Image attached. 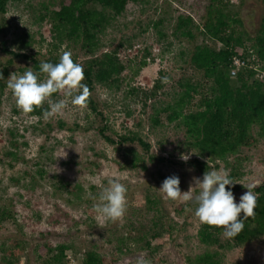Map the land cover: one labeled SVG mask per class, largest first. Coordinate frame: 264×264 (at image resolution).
<instances>
[{
	"label": "rangeland",
	"instance_id": "374dc122",
	"mask_svg": "<svg viewBox=\"0 0 264 264\" xmlns=\"http://www.w3.org/2000/svg\"><path fill=\"white\" fill-rule=\"evenodd\" d=\"M60 1L9 0L0 40L16 52L51 57L50 25L40 16L45 6L57 9ZM226 1L229 12L238 13L249 35L256 36L264 17V0ZM209 3L148 0L127 5L101 35L98 53L115 49L122 38L134 37L132 47L126 43L118 49L127 66L120 76V88L96 84L93 93L103 116L79 102L75 85L57 80L53 73L32 75L30 62L23 58L9 65L11 55L0 51V69L10 66L0 95V207L12 214L0 230V247H13L14 240L25 246L13 264H41L62 244L68 246L66 264H79L88 249L114 256L120 264H188L187 256L206 249L197 235L200 207L225 222L233 208L254 199L247 189L229 194L215 177L200 172L193 160L204 159L189 149L179 121L167 123L163 115V124L153 126L150 119L154 104L174 100L179 80H201L203 74L189 65L193 45L219 46L199 33L195 41L180 36V31L174 34L181 13L191 14L202 24ZM160 19L159 29L167 35L162 38L153 25ZM27 41L31 46L25 45ZM66 45L56 53L62 59L72 53ZM146 49L152 61L139 67ZM85 58L80 55V60ZM159 78L164 85L161 93L147 100L144 91ZM59 85L63 91L52 96L48 86ZM132 87L137 88L135 94L130 93ZM40 101L48 110L42 116L34 115L28 106ZM60 122L66 123L65 129ZM106 124L107 133L115 139L137 134L151 144L150 152L138 141L120 147L110 144L96 129ZM253 133L257 135L258 127ZM10 150L22 157L13 166L6 157ZM237 158L220 161L212 172L226 180L237 166L242 175L233 184L255 187L264 183V136L254 146L243 148ZM133 159L138 160L135 166ZM146 197L158 200V206L149 205ZM154 229L161 233L156 238L151 236ZM143 234L151 240L150 248L138 239ZM224 264H264V239L225 251Z\"/></svg>",
	"mask_w": 264,
	"mask_h": 264
},
{
	"label": "trees",
	"instance_id": "16d2710c",
	"mask_svg": "<svg viewBox=\"0 0 264 264\" xmlns=\"http://www.w3.org/2000/svg\"><path fill=\"white\" fill-rule=\"evenodd\" d=\"M8 1L0 0V36L4 33V17ZM147 1L61 0L59 8L49 9L45 6V12L40 16L41 21L50 25L53 38L51 57L42 58L39 54L33 56L16 52L9 49L1 40L0 51L11 55L9 65L14 59L23 58L30 62L32 75L53 73L57 80L75 85L78 89L79 102L87 105L94 113L103 116V113L98 110L100 105L93 93L96 84L109 89L120 88L123 81L120 76L127 66L120 60L118 49L126 43L129 46L133 45L134 37L122 38L115 49L98 53L102 42L101 35L115 24L117 17L124 13L129 3L145 4ZM228 3L226 0H210L202 24L196 23L191 14L181 13L178 16L175 35L180 31V36L195 41L199 33L219 46L214 47L208 43L193 45L188 55L189 65L203 74L201 80H179L176 84L179 92H175L174 100L160 106L154 104L153 113L150 116L153 126L163 124V115L167 123L179 121L178 125L185 129L189 149L204 159H194V165L201 173L215 177L227 193L247 189L255 195L250 203L233 208L225 222L217 213L205 207L198 209L201 223L197 235L199 242L206 249L187 256L188 264H224L225 251L234 247H245L264 239V183L255 187L243 183L233 184V181L242 175L237 166L232 167L226 180L212 172V169L219 167L220 161L229 163L228 159L231 156L237 158L243 148L254 146L258 142V137L264 136V82L251 80L254 74L252 69L241 71L236 78H232L229 67L235 55L242 57L255 55L264 63V17L259 33L256 36H250L243 27V21L238 13L229 12ZM162 24V19L153 22L161 38L167 36L159 29ZM63 44H67L66 48L72 52L68 59H62L60 54H56ZM25 45L31 46V41L25 42ZM80 55L86 58L80 60ZM150 56L151 52L146 49L139 67L147 66V60L152 61ZM9 65H4L0 69V95L3 93L5 81L10 73ZM163 87L162 79L159 78L151 89L144 91L146 99L157 97ZM62 91L61 85L48 86V92L52 96H57ZM136 92L137 88L132 87L130 93ZM28 110L34 115L42 116L48 107H42V101H40L29 105ZM59 126L65 129L66 123L60 122ZM108 127L106 124L96 126V129L110 144L120 147L129 141H138L145 152H150L151 144L137 134L132 136L122 134L115 139L107 133ZM255 127H258L257 135L253 133ZM13 145L16 147V142ZM6 157L9 159V166H13L15 162L22 159L14 150L6 152ZM153 157L154 155H151V158ZM160 160L165 161V158L160 157ZM137 163L138 160H132L133 166ZM68 187L70 185L66 186ZM76 188L79 189L80 185ZM146 200L149 205L158 206L159 204L158 200H153L151 197H146ZM178 208L180 212L183 211L182 207ZM11 219V210L0 207V230L3 223ZM160 234L154 229L151 236L156 238ZM145 235L138 239L145 242L144 247L150 248L151 240ZM14 241L13 247L9 246L6 249V244L0 247L5 252V255L0 256V261L3 260L8 264L18 262L24 253L25 246L17 240ZM57 249L58 252L52 258L44 260L41 264H66L68 246L62 244ZM52 250L48 251L52 252ZM41 251L43 252L44 249ZM79 264L120 263L114 256L106 257L96 249H88Z\"/></svg>",
	"mask_w": 264,
	"mask_h": 264
},
{
	"label": "built area",
	"instance_id": "2783aa9c",
	"mask_svg": "<svg viewBox=\"0 0 264 264\" xmlns=\"http://www.w3.org/2000/svg\"><path fill=\"white\" fill-rule=\"evenodd\" d=\"M230 76L236 78L241 71H247L252 69L254 71L251 80H257L264 82V63L259 61L255 55L242 57L235 55L231 59L230 63Z\"/></svg>",
	"mask_w": 264,
	"mask_h": 264
}]
</instances>
